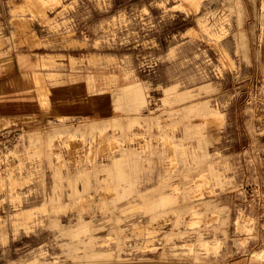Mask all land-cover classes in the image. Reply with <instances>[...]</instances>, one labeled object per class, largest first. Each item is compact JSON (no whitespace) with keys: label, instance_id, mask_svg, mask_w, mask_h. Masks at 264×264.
<instances>
[{"label":"rangeland","instance_id":"rangeland-1","mask_svg":"<svg viewBox=\"0 0 264 264\" xmlns=\"http://www.w3.org/2000/svg\"><path fill=\"white\" fill-rule=\"evenodd\" d=\"M263 51L264 0H0V264H264Z\"/></svg>","mask_w":264,"mask_h":264},{"label":"crops","instance_id":"crops-1","mask_svg":"<svg viewBox=\"0 0 264 264\" xmlns=\"http://www.w3.org/2000/svg\"><path fill=\"white\" fill-rule=\"evenodd\" d=\"M2 76H4V75H2ZM14 77H15V75H12V76L8 77L7 79L6 78L1 79L0 80V83L10 85L9 83L14 82L13 81L14 80ZM25 88H27V87H25ZM17 90L20 91L21 89L14 88V91L15 92H17Z\"/></svg>","mask_w":264,"mask_h":264},{"label":"bare ground","instance_id":"bare-ground-1","mask_svg":"<svg viewBox=\"0 0 264 264\" xmlns=\"http://www.w3.org/2000/svg\"><path fill=\"white\" fill-rule=\"evenodd\" d=\"M264 52V51H263ZM125 87H128L129 88V90H133L134 88H133V85H127V86H125Z\"/></svg>","mask_w":264,"mask_h":264}]
</instances>
